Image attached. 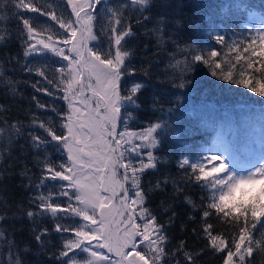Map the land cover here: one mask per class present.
<instances>
[{"label":"snow or ice","instance_id":"6c2138e0","mask_svg":"<svg viewBox=\"0 0 264 264\" xmlns=\"http://www.w3.org/2000/svg\"><path fill=\"white\" fill-rule=\"evenodd\" d=\"M5 3L11 5L12 15L22 21V27H18L24 49L21 70L42 78L31 83V87L37 93L52 97L62 92L58 99L67 106L64 112L57 110L54 104L49 109L37 96L32 97L36 108L43 113L55 112L59 129L50 117L40 119L35 114L27 126H4L0 121V142L7 137L9 145L15 138H23L27 129L39 128L44 133L27 131L29 146L37 153L35 166L39 172L33 174L26 167L21 173L27 178L26 187L35 190L29 199L31 207L22 211L36 225L32 230L34 239L42 248L47 246L45 238L49 230L39 228L40 220L44 217L53 219L54 231L63 241L60 251L53 254L54 260L59 264H76L77 256L87 254L84 264H169L168 257L173 254L165 251L166 225L147 206L148 192L141 185V177L148 169L158 170L159 166L168 165L174 168V175H165L156 182L155 188L163 191L171 183L174 198L189 186L201 190L204 194L199 210L202 231L212 249L224 253L221 256L223 264H252L248 257L254 251L264 254V211L257 213L250 202L237 213L224 203L238 189L253 185L260 186V193L253 198L259 201L260 195H264V163L247 174L237 175L238 160L227 145L213 150L159 155L165 140L178 135L171 119L161 117L155 122L149 121L141 131L122 130L129 121L135 122L136 113L143 105L156 111L159 103L155 96L150 100L141 99L147 88L146 82L125 79L137 74L130 60L134 52L127 47L137 33L126 23V10L137 13L136 24L145 28L146 34L156 37L159 45H163L164 37L169 35L166 31L169 23L175 27L181 22L164 15H156L154 19L150 13L155 0H83L79 5L68 0L75 20L65 18L62 13L43 10L34 0H0V20L6 18ZM101 6L103 12L98 11ZM20 9L46 16L58 25V29L49 31L34 25L30 17L21 16ZM148 24L153 27L148 29ZM96 27H99L100 37H107V51L99 46H88L98 39ZM6 38L0 34V43ZM215 41L217 45L226 46L224 36H217ZM254 44L257 47H253ZM261 45H264V32H258L251 43L243 47L244 53L259 58L258 68L254 67L252 59L240 53L236 54L235 63L225 66L223 61L218 62L219 51L210 50L205 55L196 46L188 45L179 50L185 56L183 61L170 62V67L180 68V82L174 87L184 89L191 84L186 73H190L197 63H202L213 77L264 98V47ZM230 50L235 51V48ZM47 53L66 62L55 68L58 75L54 78L48 77L44 65L37 66L29 60V57ZM13 61L19 63V58H8L9 63ZM241 61L244 64L237 67ZM256 73H259V79ZM144 75L151 76V73L144 69ZM17 84L6 76L0 63V86L15 95ZM4 111V105L0 104V115ZM167 111L170 114L173 108L169 107ZM49 145L59 153V159L52 158ZM184 203L193 205L194 201L185 196ZM163 211H171L167 221L171 225L175 211L170 206L164 207ZM192 212L196 213L195 207ZM213 215L230 218L235 224L236 235L227 243L220 235L213 234L214 225L208 219ZM5 221L0 215V222ZM254 232L259 233V239ZM0 245H6L9 250L7 264H23L19 253L13 251L15 242L6 237L2 228ZM183 248L181 242L177 255ZM109 254L118 259H110ZM184 260L185 264H196L195 256L188 252H184ZM0 264L4 261L0 260Z\"/></svg>","mask_w":264,"mask_h":264},{"label":"trees","instance_id":"16d2710c","mask_svg":"<svg viewBox=\"0 0 264 264\" xmlns=\"http://www.w3.org/2000/svg\"><path fill=\"white\" fill-rule=\"evenodd\" d=\"M34 2L43 10L62 13L65 18L75 20L68 0H34ZM82 2L83 0H73L76 5ZM3 7L6 18L0 20V34L6 35L7 38L0 43V63L3 64L6 76L17 81L18 84L15 95L6 87L0 86V104L5 108L4 113L0 115V121L4 126L8 124L27 126L35 114L40 119L50 117L59 129L55 112L43 113V110L36 108V102L32 97L37 96L42 103L49 106V109L54 104L57 110L64 112L67 109L66 103L58 99L63 93L52 97L37 93L31 87V83L42 78L21 70L20 65L24 63V49L18 27H22V21L12 15L11 5L5 3ZM18 11L21 16L30 17L32 23L38 27H46L49 31L58 29V25L53 24L46 16L23 9ZM98 11L103 12V6ZM151 11L150 14L154 19L156 15H164L170 20L181 23L175 27L173 23H169L166 29L169 35L164 37L165 43L159 45L156 37L146 34L147 30L136 24L137 13L126 10L128 17L126 23L131 24L137 33L136 37L130 39L127 44V47L134 52L130 60L137 74L125 79L146 82L147 88L141 99L150 100L155 96L159 101L156 111L147 104L143 105L142 110L136 113L135 122L129 121L126 124L127 131H141L148 126L149 121L155 122L161 117L171 119L178 135H172L165 140L159 155L172 156L188 151L210 150L212 135L222 130L227 132L229 140L235 143V157L238 161L246 162L247 156H250L260 158L264 163V98L252 94L243 87L213 77L210 69L202 63H197L190 73H186L191 79V84L184 89H178L174 85L180 82V68L170 67V62L175 64L177 60L185 59L180 49L194 45L205 55L210 50L219 51L218 62L223 61L225 66L235 63V56L240 53L252 59L254 67L258 68L259 58L244 53L243 47H247L252 38L261 32L262 23H257L251 17L264 18V0H155ZM96 23L99 25L100 21ZM152 27V24H148V29ZM59 31L63 32V30ZM94 31L97 32L98 39L93 46H99L107 51L109 48L107 37L99 36V27L94 28ZM217 36L225 37L226 46L216 44ZM253 47L257 45L254 44ZM232 48H235V51H231ZM146 49L147 54H145ZM9 57H18L19 63L15 61L9 63ZM29 60L37 66L44 65L49 78L56 77L58 74L55 68L66 63L51 53L35 58L29 57ZM243 64L244 62L241 61L237 67ZM144 69H147L151 76H145ZM255 76L257 79L260 78L259 73ZM48 87L52 88L51 85ZM177 96L180 97L179 100ZM169 107L173 108L170 114L167 111ZM27 131L44 135L39 128L27 129L24 137L15 138L11 145L8 144L7 137L0 142V215L6 219L5 222H0V228L5 231L8 239L15 242L16 248L13 251L19 253L23 264H59L54 260L53 254L60 251L63 241L54 231L53 219L44 217L40 220L39 228L49 230V235L45 238L48 241L47 246L42 248L34 239L32 230L36 225L22 211L31 207L29 199L34 195L35 190L26 187L27 178L21 173L26 167L33 174L38 175L39 172L35 166L37 153L29 146ZM48 150L52 153L53 159L60 158L59 153L55 152L51 145L48 146ZM144 162L147 163L146 156ZM165 175H174L172 165L159 166L158 170L148 169L141 177V185L148 192L147 206L157 213L159 219L166 225L168 239L165 251L173 254L168 257L169 264H177V261L179 264H185L184 252L194 255L196 264H223L221 256L224 253L214 251L208 237L202 231V216L199 210L204 194L200 189L189 186L178 198H174L171 183L163 191L155 188L156 182L162 180ZM33 178L35 179V176ZM185 196L190 197L194 204L184 203ZM250 202H246L244 206ZM251 203L257 213L264 211V200L261 198ZM169 206L176 213L171 225L167 223L171 211L168 213L163 211L164 207ZM193 207L196 208L195 214L192 212ZM190 216L193 218L189 219ZM208 219L214 225L213 234L220 235L226 243L236 235L237 229L230 218L213 215ZM254 234L259 239V233L254 232ZM181 242L184 248L177 255V248L180 247ZM8 258L7 246L0 245V260L7 264ZM248 259L252 264H264V254L255 251Z\"/></svg>","mask_w":264,"mask_h":264},{"label":"rangeland","instance_id":"374dc122","mask_svg":"<svg viewBox=\"0 0 264 264\" xmlns=\"http://www.w3.org/2000/svg\"><path fill=\"white\" fill-rule=\"evenodd\" d=\"M253 20H255L257 23H262L260 24L261 32H264V18L258 16L254 18L253 16L251 17ZM95 41H92L89 43V47H93ZM127 130L126 125L122 126V130ZM214 140V147H222L224 145L230 146L232 149V152L235 156V143L229 140L228 135L226 132L220 131L215 135ZM139 142V141H138ZM247 161L240 163L238 162L236 171L237 175H243L247 174L252 170L253 167H259L261 163H263V160L260 158H252L250 156H247ZM231 167V165H230ZM260 186L259 185H253V186H247L241 189H238L236 192H234L227 201H225V207L230 208L231 210L239 211L242 206L246 202L249 201H254V197H256L260 193ZM261 200H264V195H260ZM115 228V225L113 226ZM110 259L112 260H117L118 257H116L114 254H109ZM87 257V254H80L79 256L76 257V264H84L85 259Z\"/></svg>","mask_w":264,"mask_h":264}]
</instances>
